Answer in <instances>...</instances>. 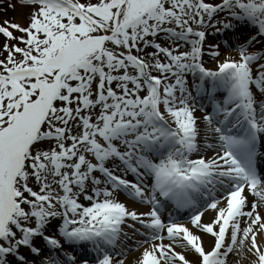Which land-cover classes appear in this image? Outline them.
I'll use <instances>...</instances> for the list:
<instances>
[{"label": "snow or ice", "instance_id": "1", "mask_svg": "<svg viewBox=\"0 0 264 264\" xmlns=\"http://www.w3.org/2000/svg\"><path fill=\"white\" fill-rule=\"evenodd\" d=\"M21 3L0 264H264V0Z\"/></svg>", "mask_w": 264, "mask_h": 264}, {"label": "rangeland", "instance_id": "2", "mask_svg": "<svg viewBox=\"0 0 264 264\" xmlns=\"http://www.w3.org/2000/svg\"><path fill=\"white\" fill-rule=\"evenodd\" d=\"M0 3H3V1H0ZM5 4H6V6L3 7L2 10L5 11V12H9L10 16L12 18H14L16 20L17 18L21 19L23 17H27L26 21H29V18H28L29 15L28 16L24 15V13L27 12V10L25 8L27 6H24L21 3V0H11V1L10 0H6ZM9 5H13V6L10 7ZM16 14H17V16H16ZM23 21L26 22L25 19ZM4 42H5V40L2 41V43H0L1 46L3 45ZM130 254H131V252H130ZM130 254H128V255H130Z\"/></svg>", "mask_w": 264, "mask_h": 264}, {"label": "bare ground", "instance_id": "3", "mask_svg": "<svg viewBox=\"0 0 264 264\" xmlns=\"http://www.w3.org/2000/svg\"><path fill=\"white\" fill-rule=\"evenodd\" d=\"M30 10V9H29ZM2 17H4V18H2ZM0 16V21L1 22H4V21H11L12 22V20L10 19V15H7V14H5V16ZM13 23H15V22H13ZM18 24H20L21 26H22V22H20V21H18ZM0 41H1V37H0ZM205 59L207 60L208 58L207 57H205ZM209 66H212V64H211V62H209ZM129 206L130 207H134L133 205H131V204H129ZM136 208V207H135ZM137 209V208H136ZM138 210V209H137ZM141 210V209H140ZM142 211V210H141ZM213 215V213H211V212H208V213H206V215H205V217H204V219L205 220H208V219H210L211 218V216ZM209 239L210 238H206L205 239V243L206 244H208V242H209ZM136 255H138V253H135L134 255H132L131 257H129L128 259H126V262H125V264H134V257L136 256ZM237 264H239V262H237Z\"/></svg>", "mask_w": 264, "mask_h": 264}]
</instances>
